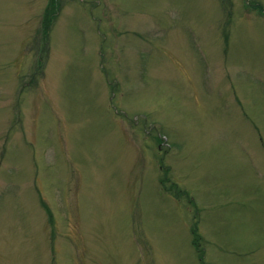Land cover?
<instances>
[{
    "label": "rangeland",
    "instance_id": "rangeland-1",
    "mask_svg": "<svg viewBox=\"0 0 264 264\" xmlns=\"http://www.w3.org/2000/svg\"><path fill=\"white\" fill-rule=\"evenodd\" d=\"M0 264H264V0H0Z\"/></svg>",
    "mask_w": 264,
    "mask_h": 264
},
{
    "label": "trees",
    "instance_id": "trees-1",
    "mask_svg": "<svg viewBox=\"0 0 264 264\" xmlns=\"http://www.w3.org/2000/svg\"><path fill=\"white\" fill-rule=\"evenodd\" d=\"M46 13H47V15L45 16V22H46V31H47V30H49V28H50V26L52 24V21H53L52 20V18H53L52 17V7L50 5L48 6Z\"/></svg>",
    "mask_w": 264,
    "mask_h": 264
}]
</instances>
